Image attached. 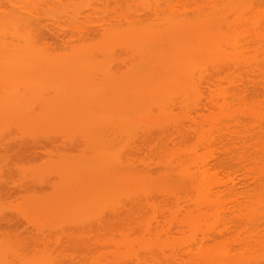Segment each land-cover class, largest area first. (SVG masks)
<instances>
[{"label": "bare ground", "instance_id": "bare-ground-1", "mask_svg": "<svg viewBox=\"0 0 264 264\" xmlns=\"http://www.w3.org/2000/svg\"><path fill=\"white\" fill-rule=\"evenodd\" d=\"M3 1L4 0H0L1 3H3ZM38 1H39L38 2L39 4H41L43 2V0H42V2H40L41 0H38ZM46 1L49 4L50 0H44L43 4H46ZM51 1H54V0H51ZM66 1L69 2L70 0H66ZM71 1H75V0H71ZM76 1H78V0H76ZM83 1L85 2V0H83ZM87 1L88 0H86V3H87ZM99 1L105 2V3L102 2V4H109L108 2L112 1V0H99ZM123 1H125V0H123ZM123 1L121 0V2H120V0H117V2H116V0H115L116 4L119 2L120 3L119 5H121V7L124 6V8H125L123 10L125 12H122L123 15L121 14L122 21H121V19L120 20L118 19L119 20L118 24L116 23L117 25H115L114 27L111 25V27L109 26V28L107 25H105V22L103 21L104 25L109 30H105V31L103 30V32H100L102 34H99L98 30L96 31L95 29H93L94 31L92 33H91V31L88 32L87 30H85L84 31L85 34H82L83 29H84L82 27L83 23H80L81 28H80V26L77 28L75 25H72V26L76 27L77 32H80V31L82 32L81 34L77 35L78 37L79 36H81V38L85 37L88 40L84 41L85 44L81 45V47H79V46H78L79 48L75 47L77 49L73 50L74 53H72L71 56H73V55L75 56L77 54L76 58H78L81 56L85 57V55L87 57V55L90 54L89 56L91 57L93 52H95V53L98 52L97 54H94L91 57V58H93L92 61H91V59L89 61L87 59L88 57L87 58L81 57V58L85 59L84 61L81 58H79V60L76 59L75 57L74 58L77 61H81L82 63H84L85 61H87V62L89 61V62H91L90 64L93 63L94 66L99 65L100 68L102 66L103 68L101 70H104V69L106 70L108 68L107 71H105V70H104L105 72L103 71L104 73L102 71L101 72L104 75L106 73L108 78L110 77L109 79H112V80H110L112 92H113L112 95L115 94L114 95L115 98L114 97H113V99L111 98L112 101H114V99H117L116 96H119L118 95L119 92L120 93L123 92L121 94L120 99L125 101V103H126V100H125L126 97L127 98L130 97V99L133 98L132 99L133 101L131 100L132 103L134 102L133 105H135V103L138 102L137 99L142 98L143 100L141 99L142 101L140 100L141 102L140 101L138 102L140 104L142 103L141 104L142 108L139 106H136V105H138V103H136V105L134 106L137 109L140 108L139 111L141 114H139V115L142 117V119L136 115L137 112H130L127 104L122 105L120 107L119 103L118 104L115 103L116 105H118V106H115L116 108L109 107L107 105V103H105V102L107 100H111V99L105 100V98H107V97H105V98L103 97V100H105V102H103V103L100 102V101H103L102 96H101V92H103V91H101L102 88H101V90H99V89L101 86L103 87V86H108V85L105 84L106 81H103L104 79H102V77L97 76L98 72H93L95 69L93 71L90 70V72H89V69L87 67L85 69H84V67H81L80 71L78 72L79 67L78 68L76 67L78 65H75V66L71 65L70 66L71 69H70V67H67L68 63L66 60L69 58V56H68V58L65 57L66 59L63 58L64 57L63 56L62 58L65 61L60 60L61 61L60 63H64V64L63 65L62 64L61 65L56 64L55 66H54V64H52V66H54V70H53L52 66L50 64H51V62L54 63L56 60L54 62L52 59H51V61H48L49 58H52V57H48V56H46L47 58H45L48 60L44 59V57H45L44 54L46 55V53L49 52V50H47V51L40 50L42 52L45 51V53L43 52V54L40 53V51L34 52V54L35 53L40 54L39 56L43 55L44 60L42 58L40 59V57L38 58V55H36V57H35L36 59L31 57L33 55V53H30V52L33 51L34 46H35L34 42L30 43V41H32L31 37L33 36V38L37 39L36 36H38L41 33L39 31L41 26H42V30L43 29L46 30V27L44 28V26L46 24L44 25L43 21H40V20H42V18H40V19L36 18L37 20H39V22H41L39 24V22H37V20H35V21L32 20L33 16L32 17L29 16L30 18L27 17V15L32 12L30 10H29L30 12H28V14L25 17H22L20 15L19 16L14 15V14H18L17 11L12 14V12L10 10L14 11L15 9H13V8L18 9V6H16L18 4V2H16V1L13 2V0H11L9 2L10 8L12 7L9 10V12L5 10V9H7V6H9L6 4L7 2L5 3V1H4V4H5L4 8L5 9H3L4 11L3 10L0 11V14L8 12L7 14H5V16L3 14V17H5V18L3 19V17H1L2 19L0 20V48L5 49V50H7L8 48L9 49L13 48L12 50H14V53H15L14 47L18 48V46H20L19 44H22V42L25 43L26 45H24V44H22V45L24 47H26L27 49H25V50H24V48L20 49V47H19L18 49L22 50V51L24 50V52L20 51L18 55L19 56L25 55V58H26V56H27L26 54L28 53V57H31V59H34V60H30L28 58H27L28 59L27 60V59L23 58L26 60V63L24 64V67H23V63L25 62V60L22 59V61H24L21 64L22 68L24 69L26 67L25 69H29L30 67H32L31 70L32 71L34 70V73H32V74H35V73L38 74L39 73L38 75H40L39 77H41L42 76L40 74V71L42 70L41 67H43V70H44V68L47 69V67H48L47 71H49V68L51 66L50 70L51 69L53 70L51 74H53V72H54V75H51V74L50 75L53 77L57 76L56 77L57 82L54 79L55 77L50 78V79L54 80V83H57L58 85H60V87L62 86L61 88H63V89L65 88L64 91L67 90L69 96H67V94L64 91H61V93L63 92L62 93L63 97H62V95H59L61 88L58 87V89H56L57 87L54 85V83H52L53 84L52 85L51 83L47 84L45 82L44 83L45 85L42 86L41 84H43V83H41L40 84L41 86H40L39 84H37L38 82H36V78H37V81L42 82V80L39 79L38 75L34 76L32 74H30L31 76L29 75V77H28V78H32L31 82H29L28 79L26 78L27 82H25V83L29 82V84L22 83V84H24L23 86L26 85L25 86L26 89H24V87H23L22 91H24V90L27 91V92L24 91L22 93H28L30 90H33V92H34V90H35L34 87H36L37 90H38V88H40L39 91L41 90V94H42V91H44V95H45L44 87L46 86L48 88L45 87V89H48V92H50V93L53 92L52 94H54L56 91L59 90L58 96H61L62 98L61 97L57 98V103L60 104L61 102H58V100L63 101L64 98L66 100L67 99L70 100L73 97V95L74 96L78 95V94L82 95L84 93L83 89L85 90V94L87 92H89L88 91L89 89L92 91L93 88L95 91H97V90H98V92L101 91L98 93V95L100 94V97L95 96V98L93 97V99L90 98L86 94L87 98H88L87 100L90 99L88 102L91 104H92V102H94L93 103L94 105L92 104V106L88 103H85L87 101L86 98L85 99L82 98V96L85 97L84 96L85 94H83L80 97L81 102L78 103L79 105H77V103H76L78 101L74 100V102H72L73 100L72 101L70 100V102H69L67 100L68 104L74 103V105L77 106V107H75L77 109L74 108L73 104H69L70 106H67V107L65 106L66 108H62V109H61V107H59L60 105L58 107L53 106V105H55L54 103H55L56 99H53L55 97L52 94L50 95L51 97H49V95H47L48 92L46 91L47 92L46 93L47 96L45 95L46 99H48V97H49L50 100H52V99L54 100L53 103H49V105L52 106V107H49V110H48L49 105L45 104L46 105L45 107H47L45 109H47V111H49V114L46 111L48 116H46V114L43 115L44 114L43 112H42L43 114L39 113V114H37V116L33 115V113H31V115H30V117L32 115L35 117H38V115H39V117H42V118L46 117L47 121L51 119V120H53L51 122L52 123L54 122V125H56L57 127H61V125L68 127L69 123H70V125H71V123H74V124L77 123L76 125H79V127H80L81 119L83 120L84 117H86L84 119V121L86 120L85 122L88 123L89 119H90L89 123L92 122L91 125L89 123H88L89 125L86 123L85 124L86 127L83 126L87 129H82V127H80V129L82 131L85 130V132L83 131V137L88 135L90 142H92V141L94 142L93 148H95V150H94L95 152L93 150H91V151H93V154L91 153V155H89V157L87 159L84 157L85 160H82V162H84V161L87 162L89 159V161H88V162H90L89 166H88V162H87V168L85 166L86 162H84V164H82L80 162L79 165L82 164L81 165L83 167L82 168L81 166L77 165L78 164L77 162H75L77 165L76 166L77 170H76L73 167V166H75V163L70 162L71 166L68 164L70 166V168H65L66 170L64 169V167L59 168V169L64 170V171L61 170V171H63L62 172L63 175H64V172L66 173L65 174L66 177H65V175L63 176L66 180L62 176H60V177L66 183L70 182L69 188L71 186H72V188L73 187L79 188L82 185L80 190L83 189L84 194L80 196V194L78 193V192H80V190L78 192L76 191V193H78V194H76V193H74L75 191H73L75 188H73V190H72V188L67 189V187H66L65 190H70V191H68L69 194L67 193L69 195L68 196L69 198L67 197V195H65L66 193H64L63 191L62 192L64 193V195L63 194L62 195L60 194V195L63 196L68 201H69V199H71V200L74 199V201L76 203L72 200L73 206H71L72 208L70 207V209L71 210L74 209L76 211H77L76 208H79L80 206L85 207V205L87 204L86 202L88 201V198L84 197L85 195L87 197L90 196L89 200H91L92 202H95V201L98 202L97 199L101 200L100 197L101 198L104 197L102 199H105V198L109 199V197H111V196L118 197L119 195L122 196L123 194L125 195L126 193H128V195H129V193L131 191V193H130L131 197L129 196V198L132 200L134 199V202H136L135 197H137V199L140 200V201L137 200L138 202H136L139 204L137 207L139 208L140 204L145 205V204L149 203L150 205H147V206H149V207L151 206L150 210L154 206V204L156 205V202H158V201H159V203L161 201H162L161 203L166 202V203H164V206H165L166 210L168 209L167 213H169L168 215L170 217L166 221H164V223H162L160 221H158L157 223H154V221H150V219H149L148 222L145 223L146 225L142 224L141 227L139 226V224L137 225L138 228H142L144 225L143 232L145 230L147 232V233L145 232L146 234H148V233L155 234V236H153L155 238L154 241L150 240V241H147L148 243L146 241H145V243L144 242L139 243L140 244L139 248L141 250L143 249L144 252L146 251L145 252L146 254H148L147 252H150V251L156 252L157 254L160 253V250H161L160 248H162L163 243H164L161 240V235L162 234L164 235L166 232V233H168V235L170 237H172V239H171L172 241L170 239H169L170 241L168 240L170 242V245H167V243L165 242L166 247L168 248V246L170 247L173 245V249H171V250H173L172 251L173 253L171 254V256L168 255L167 257L166 256H163V257H165V259L172 260L175 263L176 262H178V263L184 262V264H264V10H263L264 9V0H128V1H125L128 4L122 3ZM32 2H33V0H32ZM36 2H37V0H36ZM36 2H35V4H36ZM59 2L61 4L64 1L63 2L59 1ZM115 2H114V5H115ZM129 2H131V4H130L131 6H129ZM81 3H79V5ZM54 4H56V1L53 2V7L55 6L57 8V4L56 5H54ZM82 5L83 6H81V7L79 6V8L76 9V11H74V12H73V10L71 11V13H74V16L77 17V20L79 19L78 17L83 15L81 13L84 11L81 8L84 9L85 6H87L86 4L84 6V3H82ZM119 5H118V7H119ZM140 5H141V7H140ZM0 6L3 8L4 5L1 4ZM92 6H94V5H92ZM92 6H90V7H92ZM136 6L137 7L139 6L138 7L139 9ZM34 7L35 8H33L32 10L38 8L39 6L38 7L34 6ZM88 7L86 9H88ZM95 7H97V6H95ZM115 7H116V5H115ZM118 7H117V9H118ZM128 7H130V10ZM135 7L138 10H136ZM40 9L38 12H40ZM72 9H74V8H72ZM140 9H142L144 11H142ZM36 10H38V9H36ZM89 10H90V8H89ZM146 10L149 12V14ZM149 10H151V11H149ZM67 11H69V10H67ZM67 11H65L66 13H63V14L64 15L67 14V16H68L70 12H67ZM91 11H93V7H92ZM95 11L97 12V9ZM134 11L136 12L137 15H135V13H133ZM33 12L36 13V11H33ZM38 12H37V14H38ZM62 12H64V9L62 10ZM130 12H132V13H130ZM144 12H146V13H144ZM141 13L144 14L143 16L146 17V19L148 21L153 18L151 24L145 23L146 19H144L143 17H141L142 19L140 18V16H142ZM150 13L151 14L154 13V15L153 14L151 15ZM39 14L40 15H38V16H41V13H39ZM56 14L57 15H55V13H54L55 16L51 15V17L49 15V18H47V21H48V19H52V21H53V19H55L54 21L61 22L62 19L59 17V14L58 13H56ZM77 14H80V16H78ZM86 14H87V12H86ZM115 14H117V12ZM148 15L151 18H149ZM13 16H15V17H13ZM53 16H54V18H53ZM74 16H72V17H74ZM89 17H91V15ZM123 17L125 18V20H127L125 22V23H127L126 25L123 24V22L125 21ZM109 18H113V17H109ZM44 19H45V17H43V20ZM59 19H61V20H59ZM84 19H83V21H84ZM93 19H95V18H93ZM93 19H90V20L93 22ZM139 19H141V21H138ZM66 20H67V18H66ZM90 20H88V22ZM143 20H144V22H143ZM54 21H53V23H56ZM91 21H90V23H92ZM98 21H100V20H98ZM115 21H116V19H115ZM66 22H65V24H66ZM69 22H71V21L69 20ZM107 22H106V24H107ZM53 23H52V25H53ZM93 23H95V20ZM109 23H110V21H109ZM35 24H36V26L38 25L37 27H39L41 24H43L44 26L41 25L40 28L37 29V27L36 28L34 27ZM21 25L23 27L25 26V28L27 27L26 29H24L25 32L23 34L21 33V31H22ZM32 25L34 27L33 29H35L38 32H32V31L28 32L30 30H33ZM61 25L62 24H60V27H62ZM67 26H69V25H67ZM84 26H87V25H84ZM88 26H89V24H88ZM101 26H102V24H101ZM123 26L124 27L127 26V27L124 28ZM28 28L29 29L31 28V29L26 31ZM95 28H97V27H95ZM59 29H62V28H59ZM66 29L68 30L69 28L66 27L65 30H63V32H66ZM98 29H99V26H98ZM35 30H33V31H35ZM56 30H58V29H56ZM90 30H92V28H90ZM48 31H49V28H48ZM60 31H62V30H60ZM75 31L76 30H74V32ZM86 31H87V33H86ZM26 32H28V33H26ZM63 32H61V33L57 32V34L55 32H53V33L56 34V37L61 38V40L64 37L63 41L64 40L66 41V39H67L64 36L65 34H66V36L68 35V37L70 38V36L71 37L73 36L72 33H74V32H72V33L70 32L72 34V35H70L67 33L64 34ZM33 33L34 34L39 33V34L34 35ZM45 33L46 32L44 31V33H43L44 36H47ZM97 33L99 35H102V39L101 38L98 39L96 37L98 35ZM30 35H31V37H30L31 40H29ZM41 36H43V35H41ZM93 36H95L96 38ZM9 38H11L10 42H9ZM90 38H93L92 40L98 39L100 41L98 43H97V41L95 43H89L92 41V40L89 41ZM40 39H42V38H40ZM73 40H76V39H73ZM83 40H85V39H83ZM67 41H69V40L67 39ZM19 42H21V43H19ZM39 42H38V44H39ZM86 42H88V43H86ZM75 43H77V42H75ZM78 43H80V42H78ZM9 44L12 46H10ZM17 44H18V46H17ZM68 44H70V43H68ZM43 45H46V44H43ZM38 47H40V46H38ZM35 48H37V47L35 46ZM5 50L3 51L2 54H4V52H6ZM27 50H29L30 52H28ZM36 50H39V48ZM70 51H72V50H70ZM16 52H18V51H16ZM80 52H82V53H80ZM109 52L111 54L115 53L114 55L110 54L112 57L113 56L115 57L114 61L118 60V57L120 56L119 54H121V52H122V54L127 55V56L124 55L123 57L124 58L127 57L128 60L130 59V62H131V64H130L131 68L130 69L131 70L127 69L130 67L128 60H127V62H125L128 65H125V66H129V67H126V69H125V66H123V65L122 66L120 65V66L122 68L124 67V69L126 71V72H124V70H123V73L126 74L128 71V74H127L128 77L123 75L122 70H121L122 68L120 66L119 67L121 69L119 67H115L116 69H113L112 67H114V66H111V65L103 66L104 63H108L109 57L106 59H103V61L100 59L95 60L96 55L99 58L100 56H102V53H103V54H105L103 56L107 57L106 53L109 54ZM130 52H131V54H130ZM11 53H13V51ZM78 53H80V55L81 54L82 55L80 56ZM99 53H100V55H99ZM128 53H129V55H128ZM15 54L12 56L17 55V54L15 55ZM8 55H9V53H8ZM110 55H108V56H110ZM131 55H133V56H131ZM16 57H15V60L17 58H18V60H21L19 57H17V58ZM121 57H122V55H121ZM4 61H7V60H4ZM95 61H97V62L102 61L104 63H103V65H101L100 63L96 64L97 62L95 63ZM119 61L122 63L126 60L125 59L122 60L120 58ZM18 62L19 61H17V63ZM27 62H29L31 64V66H29L28 65L29 63H27ZM8 63H6L7 66L9 65ZM36 63H39L40 65L38 64L39 65L38 66ZM57 63H59V62L57 61ZM1 64H2V62H1ZM6 64H4V65H6ZM11 64L13 65V63H11ZM17 65H20V64H17ZM1 66H3V65H0V72L2 74V72L5 73L4 71H7V70H5V67L6 68H8V67L5 66V67L1 68ZM61 66L64 67V69L62 68V70H60L59 68H61ZM17 67H19V66H17ZM34 67H37L38 70L35 69ZM56 67H59V68H56ZM74 67H75V69H74ZM99 67H95V68H99ZM39 68H40V71H39ZM111 68L113 70H111ZM119 69L121 70V72H120V74L117 72L118 74L116 73L117 74L116 75L115 72ZM2 70H4V71H2ZM18 70H22V69L21 68L15 69V71H17V72L15 73V71H14V75H13V73L8 74L10 72L9 71V72H7V74L5 73L4 75L0 76V81H1L0 85L2 84V86H0V87H2L3 89L5 86H7V88L12 87L11 85H13L14 84L13 82H15L12 80L16 79L14 76L19 74ZM35 70H37V72H35ZM86 70H87V72L85 73ZM70 71H72L73 74L75 72V75H71L72 73ZM110 71L111 72L114 71V73L111 75ZM129 71H132V73ZM107 72L109 75L107 74ZM80 73H81V75H79ZM57 74H60V75H57ZM76 74H77V77H76ZM6 75L7 76L9 75L10 78L6 77ZM119 75H122V76H119ZM27 76H28V73H27ZM111 76H114V77H111ZM123 76H124V78H123ZM4 77L9 78V79L7 80ZM33 77L34 78L36 77V78L34 79ZM92 77L93 78H99L100 77L99 79H101V80L99 81V79H98L96 81V79H93ZM133 77H135V79H133ZM1 78H4V79H1ZM77 78H79L80 80ZM84 78H87V79L85 80ZM118 78H120V79H118ZM122 78L124 80H126V79H131L132 81L135 80L133 82L136 83V86L130 85V88H129L130 83L129 84L127 83V87H126V85H123V86L120 85L121 87L119 86L120 88L117 89L118 88V85L116 84V83H118L117 80H121ZM33 79H34V82H33ZM74 79H76V80H74ZM139 79H140V81H139ZM20 80L21 79H19V82H20ZM46 80H48V79H46ZM77 80H79L78 81L79 83L76 82ZM97 82H99V84ZM125 82L126 81H124V83ZM10 83H11V85H9ZM19 85L17 83V86H16L17 88H15V89L19 90ZM69 85H71V86L68 87ZM81 85L83 86V88ZM95 85H96V87H95ZM67 87H68V89H67ZM73 87L75 88V90ZM122 87H123L124 91H122V89H121ZM135 87H137V88H135ZM12 88H14V87H12ZM27 88H30V89L27 90ZM6 89H4V90L6 91ZM51 89L53 91H49ZM136 89H138V91H137L138 94L134 93V92H136ZM7 90H8L7 93L10 92L9 94L12 95L11 91H10L11 89H7ZM18 90H15V91H18ZM12 92H14V91H12ZM20 92H21V89L16 94H18V93L20 94ZM70 92L71 93L73 92V94L71 95L72 97L70 96V94H71ZM77 92H79V93H77ZM104 92L102 94H104ZM124 92H127L125 94H127L128 96L125 95ZM29 93L31 96L33 95V94H31L32 92H29ZM94 93H92V94H94ZM95 94H97V93H95ZM133 94H134V96H133ZM6 95H7V98H6V100H7V99H9V97H8V94H6ZM14 95H15V92H14L13 96ZM34 95H36V94H34ZM80 95H78V96H80ZM112 95L110 97H112ZM123 95H124V97H122ZM2 96H4V95H2ZM23 96L24 95L20 94L19 96H17V98H20L22 101H25L26 97H23ZM31 96H29V97H31ZM37 96L39 97L40 95H37ZM33 97L36 98L35 96H33ZM42 97H43V94H42ZM11 98H13V97H11ZM100 98H101V100H98ZM135 98H137V99L135 100ZM39 99L41 100L40 97H39ZM29 100H30V98H29ZM92 100H94V101H92ZM9 101L12 104H10V102H9L10 105H8L7 102L2 101L3 105H8L9 107L8 106L4 107L0 102V112H1L0 116H1V118L6 116L8 108H10V110H13L12 109L13 106L17 102H21V101L16 100L17 102L14 101L15 102V104H14L11 100H9ZM67 101H66V103H67ZM99 102H100V104H98ZM108 102H110V101H108ZM66 103H64V104H66ZM81 103H84L86 107H84L83 105H82L83 107H80ZM113 103L114 102H112L111 104H113ZM64 104H62V107ZM96 104L99 105V108H98V105H96ZM105 105L108 106V107L106 106L107 108H113V110L117 109L116 110L117 113L118 112L120 113V111H121V115H122V112L124 111V115L128 114L127 115L128 117L127 116L122 117L123 116L122 115L121 117L125 118V121H123V119L120 117L122 119V120L119 119L121 122V125H120L119 123H117L118 121H114L116 118L115 116L117 115L116 112L114 113V117H112L113 115L112 116H110V115H111V112L113 110L112 111L107 110V108L105 107L106 109L103 108L105 111H103V112L101 111L103 109H100V107L101 106L104 107ZM1 106H3V108L6 109L7 111L5 112L4 109H1L2 108ZM10 106H12V107H10ZM71 106H73V107H71ZM88 106H91L90 109L94 106L97 107L99 109L98 110L96 108L97 114L95 113L94 110H90ZM113 106H114V104H113ZM78 107H80V108H78ZM50 108L53 109L54 111L50 110ZM55 108H57L58 110H56ZM120 108L121 109L123 108V110H121ZM70 109H72V110H70ZM80 109L81 110L85 109V110L80 111ZM88 109L90 110V113L92 112V114H94L93 116H92V114L91 115L89 114ZM127 109L129 112L127 111ZM59 110H61V112H63V113L59 112ZM118 110H120V111H118ZM43 111H45V110H43ZM100 112L102 114H98ZM108 112H110V113H108ZM79 113H82V115ZM83 113H88V114L86 116V114H83ZM104 113H106V114H104ZM119 113H118V116H120ZM131 113L134 115V117L136 115L137 119L132 118L133 115ZM17 114H20V113H17ZM103 114H104V116H103ZM129 114L132 116L130 117ZM21 115L22 114H20V116ZM99 115L100 116L102 115L103 118H101ZM80 117H81V119H80ZM87 117H89V118H87ZM110 117H111V119H110ZM46 118H44V120ZM113 118H114V120H113ZM127 118H128V120H127ZM67 119H68V122H67ZM131 119H132V121H131ZM133 119H135V120H133ZM73 120H74V122H73ZM92 120H95V121H92ZM146 120H147L146 124L148 123V125L144 124ZM77 121H79V122H77ZM106 121H109L110 122L109 126L113 127L114 129L105 125V124H109ZM63 122H65L66 124H64ZM112 122H114L113 125L111 124ZM129 122L131 124L136 123V125H137V123L140 122V126L138 125V127L134 128L135 124H133V126H132L129 124ZM57 123L58 124L61 123V124L57 125ZM123 123H125V124H123ZM101 124H103V125H101ZM114 124H115V126H114ZM125 125H126V127H125ZM127 125H130L131 127L129 128V126H127ZM102 126H103V128H101ZM116 126H119V127H116ZM71 127H73V126H71ZM107 127H109L112 130H115V129L117 130V128L120 130H123L121 127H124L125 129L127 128L126 131H127V133L129 132L130 134L126 135V133H122L125 130H123L119 133H122L123 136L126 135L125 137H127L129 135L133 139L134 138L140 139V137H138V136H140V135H138V133H140L139 131L141 130V133L144 134V132L147 130L146 134H144V135L142 134L143 135L142 139L144 141H147L148 139H150L151 137H154V136H156V139H159L161 136H163V137H161L163 140H161V138L159 139L161 141V144H162L161 148H163V151L165 150V148L167 146L166 143L169 141L168 142L169 144H172V142H173V146L171 145V147H174V148L176 147V150L178 152L176 151L177 153H175V155L171 154V156H173L172 158L170 156V159L171 160L173 159L172 161L170 160L167 163L165 160L164 162L166 164L163 163L165 165L162 166L163 164L161 163L162 165H159L158 170L155 169L156 171H154V172H153V169L150 168L151 164H147V162H146L147 158L143 157L142 160L140 159L139 163H141L142 167L145 166V167H143V173L144 174L142 176L139 175L140 177H137V180H136L134 174L131 176V171H134V170H132L134 163L131 162L128 158H127L128 160L126 158L122 159L123 158V156H122L123 151L121 152V150H119L118 152H120V154H118V155L115 152L113 153V155H112V153H110L111 156L109 153H108L109 156L106 155V153H105L106 149L109 148V145L112 144L111 143L112 141H114L113 144L115 143L114 145L112 144L114 146L113 148L117 149L118 146L121 145V143H117V142H119V140H117V139H116L117 141L114 140V138L116 136H118V134L115 135L116 133H118V131L114 132L115 133L114 134L113 131L110 130V131H112V133L110 134L109 130L104 131L105 128L109 129ZM27 128H25V129L28 130ZM131 128L134 130H130ZM136 128L138 130H136ZM145 128H146V130H145ZM71 131H72V129H71ZM107 131H109V132H107ZM134 131H138V133L136 134ZM32 132H34V131H32ZM101 132L102 133L106 132V133L110 134V135H108V134L104 133L105 135L108 136L107 137L108 142L103 143L104 141H106L105 139H103V138H105L104 137L105 135L104 136L100 135V136H103L102 138H100V139H102V141L99 139L101 144H99V141H97L98 143H95V141H94L95 139L93 140L91 135L92 134L98 135ZM55 133H57V132H55ZM44 134H46V133H44ZM150 134L151 135L153 134V135L150 136ZM155 134H158V136ZM130 137L127 138L128 141H129V139H131ZM86 138L88 140V137H86ZM86 138H83V139L86 140ZM111 138H113V139H111ZM109 140H112V141H109ZM134 140L136 141V139H134ZM142 141H141V144L146 145V142H145V144H143L144 142H142ZM37 142L38 141L35 140V143H37ZM86 142H85V144H86ZM35 143H33V141H32V144H35ZM38 143H40V142H38ZM54 143H55V141H54ZM125 143H128V142H125ZM13 144H15V143H13ZM87 144H89V142H87ZM95 144L96 145L99 144V145H97L99 147H97ZM116 144L118 146H116ZM29 145H31V144H29ZM90 145H92V144L90 143ZM131 145H129V146H131ZM1 146H2V144L0 145V152L4 151V153L0 154V157L2 155H3L2 157H5V154L8 155L6 149H9L10 147L8 146L9 148H7V147L3 146V149H2ZM14 146H16V145H14ZM87 147H89V150H90V148L92 146L91 147L87 146ZM104 147H106V148L104 149ZM93 148H91V149H93ZM101 149H103V150H101ZM171 149H173V148H171ZM1 150H3V151H1ZM9 150L12 151L13 149H9ZM109 150H111V149H109ZM111 152H112V150H111ZM13 153H14V151H13ZM21 153H20V155H21ZM172 153H174L173 150H172ZM10 154L12 155V152ZM14 154H16V153H14ZM32 154L35 155V151L31 152V155ZM51 154H53V153H51ZM114 154H116V155H114ZM37 156L35 155V158ZM90 156H92L93 158H91ZM29 157H31V156H29ZM90 158L92 159L91 160L92 162L90 161ZM0 160H2V159H0ZM20 160L21 159H19V161ZM126 160L130 161V162H127ZM144 160H146V161H144ZM2 162H3V160H2ZM94 163H96L95 165H97V167L94 166ZM0 164H4V163H0ZM5 164H4V166H5ZM72 164H73V166H72ZM91 165H92V167H91ZM10 166L11 165H9V167ZM69 166H67V167H69ZM60 167H62V166H60ZM88 168H90V169H88ZM95 168L103 176H98L97 175L98 173L96 172L97 173L96 174L94 172ZM160 168H162V169H160ZM68 169H70V170H68ZM2 170H4V169H2ZM86 170L88 171V173L86 172ZM89 170L91 172H89ZM92 171H93V175L95 173L98 177L95 175L94 177H92L94 179H91V178L89 179V177L92 176L91 175ZM78 172H79V174H78ZM73 173H76V174L74 175ZM133 173H135V171ZM69 174H70V176H69ZM128 174L132 178L134 177V180H136L138 182L137 183L135 181L133 182L132 178ZM11 178H13V177H11ZM98 178H99V180H97ZM74 179H77V181H75ZM3 180H5V179H3ZM71 180H73V181H71ZM78 180H80V182L83 181V184L81 183L80 186H77L80 183V182L78 183ZM92 180H94V181H92ZM123 180H125V181L122 183ZM63 181H61V182H63ZM65 182H63V184H62L63 185L62 190H64L63 187H65L64 186V184H66ZM73 182H75V184L76 183H78V184L75 186V184H73ZM96 182L99 184H96ZM125 182H126V184H125ZM129 182H131V183H129ZM84 183L86 185H84ZM99 185H101V186H99ZM129 186H130V188L137 187L136 191L138 192V194L134 192V194H135L134 195L132 193L133 189L128 191L130 189V188H128ZM85 187L87 189H88V187H90V188L88 190H86ZM78 188H76L75 190H77ZM92 191H93V193H92ZM124 191L126 193H124ZM71 192L76 194L75 197H73L74 194H72ZM88 192H90V193H88ZM70 194L72 195V197H70ZM116 195H118V196H116ZM132 196H134V197L132 198ZM63 197H60V199ZM78 197L80 199L82 198L83 200L82 199H81L82 201L79 200ZM94 197H95V200H94ZM84 198L86 199V201ZM152 198H154V199L157 198L158 201L155 202V200H153ZM39 200H41V199H39ZM76 200L78 201V203ZM105 200H107V199H105ZM150 200H152V203L149 202ZM69 202H71V201H69ZM83 203H84V205H83ZM75 204L76 205L79 204L78 207H76ZM89 204H87V205H89ZM93 205H95V204L93 203ZM65 206L67 207L68 204L66 203ZM66 207H65V209H66ZM143 207L144 206L142 205L141 209L139 208L138 211L144 212ZM38 208L39 207H37V208L33 207V209H35V210H38ZM60 208L61 207H59L57 210H60ZM62 209H63V211L60 210L61 212L65 211V213H67L66 211H69V208L67 210H64V208H62ZM153 210H154V208H153ZM153 210H151V211H153ZM154 211H156V209ZM159 212H163V211H159ZM145 214H147V213H145ZM141 215L143 216L144 213L139 214V219H138L139 221H140ZM164 215H166V212L161 216L163 217ZM145 216H148V215H145ZM145 216H143V218H145ZM96 217H98V216H96ZM93 218H95V217H93ZM154 219H156V218L154 217ZM138 220L137 221L135 220L136 221L135 224H137ZM144 221H146V220H144ZM155 221H157V220H155ZM128 224L131 225L132 223H128ZM113 226H114V224H113ZM132 226H134V225H132ZM150 234H149V236H152ZM171 234L175 235V236H172ZM158 235H160V236H158ZM168 235H166V237H168ZM158 237H159V240H156ZM173 240H174V242H173ZM3 241H5V240H3ZM151 241H152V243H151ZM157 241L159 244L157 243ZM4 243H5V246L4 245L0 246V252L2 251L3 247H7V249L3 248L5 250L2 251V253H1L2 255H4V252L6 253L4 256L5 262L3 263V264H6L7 262L10 263L12 258L14 259L15 257H18V256L13 255L14 254V252H12L13 247H11L10 243L8 244V242H6V241ZM7 244L10 245L9 246L10 248L8 247ZM121 244H122V242H121ZM123 244L126 245L127 241L124 242V240H123ZM129 244H131V243L129 242L128 245ZM131 246H132V244H131ZM135 247H134V249H135ZM157 247L160 250L156 249ZM8 248H9V250H8ZM131 248H132L131 251H133L132 254H134L135 250L133 249V247H131ZM35 249H37V248H35ZM171 250H170V252H171ZM36 252H38V251L36 250ZM26 253L22 254L20 252H17V254H20V256L18 257L20 259L19 261L21 262L20 264H27V263L31 264L32 261H33L32 264H34L35 261H38L37 263L35 262V264H40L39 262H41V261L43 262V263L41 262V264H44L45 262H48V261L50 264L52 261V258H53L51 256H44L42 254H39V255H42L43 257L40 258V256H37L39 258H38V260H35V258H37V257L34 256V259H33L31 256H27ZM125 253H126V255L131 254V253H129L128 250L126 251V248H125ZM143 253H142V255H144ZM10 254H12V255H10ZM162 254H163V252H162ZM134 255H138V254H134ZM25 256H26V258H25ZM23 257L25 259H27V257H28L29 259H27V261H26V260H24ZM30 257L32 259H30ZM144 257H151L152 259H155V257L158 258L160 256H144ZM49 258H51V260ZM9 259H10V261H9ZM42 259H44L45 261H43ZM21 260L23 261V263ZM24 261L26 263H24ZM29 261H30V263H29ZM55 261L56 260H54V262ZM1 262H0V264H1ZM14 262L17 263L15 259L13 260L12 263H14Z\"/></svg>", "mask_w": 264, "mask_h": 264}, {"label": "rangeland", "instance_id": "rangeland-1", "mask_svg": "<svg viewBox=\"0 0 264 264\" xmlns=\"http://www.w3.org/2000/svg\"><path fill=\"white\" fill-rule=\"evenodd\" d=\"M5 1V3L7 4V5H9V2L11 1V0H4ZM4 1H3V3H1L0 2V5L2 4V5H4L3 6V8L0 6V11L1 10H3V9H5L4 7H5V4H4ZM18 2V4L16 5V6H18V9H16V8H13V9H15L14 11L13 10H10L11 8H10V5L9 6H7V9H5L6 11H8L9 12V10L12 12V14L14 13V12H16L17 11V13L18 14H14V15H17V16H22V17H25L27 14H28V12H30V11H36V13L35 12H31V13H29L28 15H27V17H29V16H33L32 18V20H37V19H40V18H42V20H40V21H43V23H44V25L43 24H41V25H43L44 26V28L46 27V30L45 29H43L42 30V26H41V28H40V26L39 27H37L36 26V24H35V28L37 27V29H39L40 28V34L38 35V34H34V35H38V36H36L37 37V39H35V38H33V36L31 37V35L29 36V40H31V38H32V41H30V43H32V42H34V45L37 47V48H35V46H34V49H33V51L32 52H30L29 50H27L28 52H30V53H33V55L31 56L32 58H34V59H36L35 57H36V55H38V58L40 57V59L42 58L43 59V57H44V59L45 58H47L46 56H48V57H52V58H49V60L48 59H45V60H48V61H51V59L53 60V62L54 63H52L51 62V66H52V64H54V66L57 64H64V63H60L61 61L60 60H64L63 58H68V56H69V58L68 59H66L67 60V63H68V66L67 67H70L71 65H73V66H75V65H78V66H76L77 68L79 67V69H78V72L80 71V69H81V67H84V69L87 67L88 69H89V72H90V70L91 71H93L94 69V71L93 72H98V74H97V76H100V77H102V79H104L103 81H106V85H108V86H101L100 87V89L99 90H101V88H102V90L101 91H105L104 92V94H102L103 92H101V91H99V92H101V96H102V100H103V97L105 98V97H107V98H105V100L106 99H113V97H114V95H112L113 94V92H112V87H111V83H110V80H112V79H109L108 78V76L106 75V73H105V75L103 74L105 71H107V69L104 71V70H101L103 67L101 66V68L99 67V65H96V64H98V63H100L101 65H103V63L104 62H102L103 61V59H106V58H108V63H104V65L103 66H105V65H111V66H114V67H112L113 69H116L115 67H119L120 65L122 66H125V65H128L127 63H125V62H127V60H128V58L126 57V58H124L123 56L125 55V56H127L126 54H122V52H121V54H119L118 56V60L117 61H114L115 59V57L113 56H111V55H114L115 53H113V54H111L110 52H109V54L108 53H106L107 54V57H104L103 55H105V54H103L102 53V56H100L99 58H98V56L96 55L95 57V60L96 59H100V60H102L101 62H97V61H95V65L96 66H94L93 65V63L92 64H90L91 62H89L90 61V59H91V61H92V59L93 58H91L94 54H97V53H95V52H93V54L91 55V57L89 56L90 54H88L87 55V57H86V55H85V57L89 60L88 62L87 61H85L84 63H82L81 61H77L76 59H78L79 60V58H81V57H83V58H85L84 56H81L80 55V53H82V52H80V53H78L81 57H78V58H76V55L74 56H71V54L72 53H74V51L73 50H75V49H77V48H79V47H81V45H83V44H85V42L84 41H87L88 39L87 38H85V37H82L81 38V36H77V35H79V34H81L82 32L80 31V32H77V29H76V27L78 28L79 26H80V28H81V24L80 23H83L82 24V27L84 28H82L83 29V33L82 34H85V30H87L88 32L89 31H91V33L94 31L93 29H95L96 31L98 30V33L99 34H102V33H100V32H103V30L105 31V30H109V29H107L106 28V26L105 25H107L108 26V28H109V26L111 27V25L114 27L115 25H117L118 24V22H119V20L121 19V14H122V12H125V11H123L125 8H124V6L123 7H121V5H119L120 3L118 2L117 4H116V2H117V0H116V2H115V0H112V1H109L108 3L109 4H102V2H100L99 0H88L87 1V3H86V0H85V2L83 1V0H80L82 3H84V6H85V4L87 5V6H85V10L83 9V8H81L84 12H82L81 14H83L82 16H80V14H77L78 16H80V17H78L79 19L77 20V17H75L74 16V13H71V11L73 10V12L74 11H76V9H78L79 8V6L81 7V6H83L82 5V3L78 0V1H66V0H54V1H51L50 0V2H49V4L47 3V1H46V4H43V2H44V0H43V2H42V0L40 1V2H42L41 4H39L38 2V0H37V2H36V0L34 1L33 0V2H32V0H13V2ZM56 1V4H57V8L55 7H53V2H55ZM59 1H61V2H63V3H61L60 4V2ZM91 1V2H90ZM95 1V2H94ZM99 1V2H98ZM115 2V5H116V7H115V5H114V2ZM123 1V0H122ZM125 1H128V0H125ZM125 1H123L122 3H126V4H128L127 2H125ZM12 2V3H13ZM35 2H36V4H35ZM90 2V3H89ZM95 4H94V3ZM120 2H121V0H120ZM79 3H81L80 5H79ZM89 3V4H88ZM99 5H98V4ZM103 3H105V2H103ZM107 3V2H106ZM111 3V4H110ZM43 4V5H42ZM48 4V5H47ZM56 4H54V5H56ZM64 6H63V5ZM101 4V5H100ZM131 4V2H129V6H131L130 5ZM92 5H94V6H92ZM103 5V6H102ZM113 5V6H112ZM118 5H119V7H118ZM133 5V4H132ZM34 6H36V7H38V8H36V9H38V10H36V9H34V10H32L33 8H35ZM49 6V7H48ZM60 6V7H59ZM89 6V7H88ZM90 6H92L93 7V11H91L92 10V7H90ZM95 6H97V7H95ZM106 6V7H105ZM64 7V8H63ZM66 7V8H65ZM88 7V9H86ZM117 7H118V9H117ZM137 7V6H136ZM136 7H135V9H136ZM139 7V6H138ZM137 7V8H138ZM140 7H141V5H140ZM145 7V6H144ZM41 8V9H40ZM68 8V9H67ZM72 8H74V9H72ZM89 8H90V10H89ZM127 8V7H126ZM129 8V10H130V7H128ZM39 9H40V12H38L39 11ZM64 9V12H62V10ZM80 9V10H81ZM97 9V12L95 11ZM139 9V8H138ZM138 9H136V10H138ZM30 10V11H29ZM42 10V11H41ZM55 13V15H57L56 13H58L59 14V17L62 19V21L61 22H56V21H54L55 19H53V21L54 22H56V23H53V21H52V19H48V21H47V18H49V15H50V17H51V15H54V13L52 12V11ZM67 10H69V11H67ZM89 10V11H88ZM114 10V11H113ZM116 10V11H115ZM119 10V11H118ZM140 10H142V9H140ZM148 10V9H147ZM146 10V11H147ZM264 10V9H263ZM4 11V10H3ZM65 11H67V12H70L69 13V17L67 16V14L66 15H64L63 13H66ZM142 11H144V10H142ZM149 11H151V10H149ZM7 12V13H8ZM37 12H38V14H37ZM48 12V13H47ZM86 12H87V14H86ZM96 12V13H95ZM117 12V14H115ZM121 12V13H120ZM148 12V11H147ZM7 13H3L4 14V16H5V14H7ZM39 13H41V16H38V15H40ZM48 15H47V14ZM51 13V14H50ZM78 13V12H77ZM130 13H132V12H130ZM133 13H135V15H137L136 14V12L134 11ZM144 13H146V12H144ZM3 14H0L1 16H0V20L2 19L1 17H3ZM44 16H43V15ZM72 14V15H71ZM86 14V15H85ZM125 14V13H124ZM148 14H149V12H148ZM151 14V13H150ZM153 15H154V13H152ZM151 14V15H152ZM9 15V14H8ZM54 15V16H55ZM85 15V16H84ZM91 15V17H89ZM118 15V16H117ZM123 15V14H122ZM140 15V14H139ZM141 15L142 16H140V18L141 17H143L144 19H146V17H144L143 15L144 14H142L141 13ZM147 15V14H146ZM10 16V15H9ZM12 16V15H11ZM54 16H53V18H54ZM72 16H74V17H72ZM87 16V17H86ZM116 16V17H115ZM149 16V15H148ZM7 17V16H6ZM13 17H15V16H13ZM35 17V18H34ZM43 17H45V19L43 20ZM58 17V16H57ZM58 17V18H59ZM89 17V18H88ZM109 17H113V18H109ZM115 17V18H114ZM120 17V18H119ZM139 17V16H138ZM5 17H3V19H4ZM30 18V17H29ZM37 18V19H36ZM56 18V17H55ZM66 18H67V20H66ZM85 18V19H84ZM88 18V19H87ZM93 18H95V19H93ZM105 18V19H104ZM124 18V17H123ZM149 18H151L150 16H149ZM156 18V17H155ZM61 19H59V20H61ZM83 19H84V21H83ZM90 19H93V22H94V20H95V23L97 24H95V23H93ZM107 19V20H106ZM113 21H112V20ZM115 19H116V21H115ZM119 19V20H118ZM142 19V18H141ZM141 19H139L138 21H141ZM50 20V21H49ZM67 22H66V21ZM69 20L73 23H71V22H69ZM88 20H90L92 23H90V21L88 22ZM98 20H100V21H98ZM124 20H125V18H124ZM152 20H153V18L152 19H150L149 21L146 19V22L145 23H150L151 24V22H152ZM157 20V19H156ZM48 23H47V22ZM64 21V22H63ZM86 21V22H85ZM98 21V22H97ZM102 21V22H101ZM103 21L105 22V25H104V23H103ZM108 21V22H107ZM109 21H110V23H109ZM121 21H122V19H121ZM127 20H125L124 22H123V24L124 25H126L127 23H125ZM137 21V20H136ZM137 21V22H138ZM37 22H39V20H37ZM65 22H66V24L67 25H69V26H67L66 24H65ZM88 22V23H87ZM106 22H107V24H106ZM143 22H144V20H143ZM142 22V23H143ZM41 22H39V24H40ZM51 23V24H50ZM52 23H53V25H52ZM64 23V24H63ZM70 23V24H69ZM85 23V24H84ZM102 24V26H101V24ZM117 23V24H116ZM122 23V22H121ZM139 23V22H138ZM137 23V24H138ZM38 24V23H37ZM60 24H62L61 26L62 27H60ZM88 24H89V26H88ZM94 24V25H93ZM141 24V23H140ZM144 24V23H143ZM52 25V26H51ZM72 25H75L76 27H74V26H72ZM84 25H87V26H84ZM145 25V24H144ZM147 25V24H146ZM22 26V25H21ZM20 26V27H21ZM51 26V27H50ZM98 26H99V29H98ZM33 27V25H32V29L34 28ZM53 27V28H52ZM69 28L68 30L66 29V32H63V30H65V28ZM95 27H97V28H95ZM124 27V26H123ZM127 27V26H126ZM126 27H124V28H126ZM27 28V27H26ZM25 28V26L23 27H21V33L23 34L24 32H25V30L24 29H26ZM48 28H49V31H48ZM59 28H62V29H59ZM64 28V29H63ZM76 30L75 32H74V30ZM90 28H92V30H90ZM31 29V28H30ZM29 28L26 30V31H28V30H30ZM56 29H58V30H56ZM102 29V30H101ZM111 29V28H110ZM33 30H35V29H33ZM33 30H30V31H28V32H38V31H33ZM56 30V31H55ZM60 30H62V31H60ZM80 30V29H79ZM44 31L46 32L45 34L47 35V36H44ZM68 31V32H67ZM87 31H86V33H87ZM28 32H26V33H28ZM43 32V33H42ZM53 32H55L56 34H57V32H59V33H61V32H63L64 34L65 33H67V34H70V35H72L73 34V36L71 37L70 36V38L68 37V35L66 36V34L64 35L65 36V38H67L69 41H67V39H66V41L64 40L63 41V38H62V40H61V38H58V37H56V34H54ZM72 32H74V33H71ZM53 33V34H52ZM62 33V34H63ZM97 33V34H98ZM96 34V33H95ZM97 35L96 37L99 39V38H101L102 39V35ZM41 35H43V36H41ZM55 35V36H54ZM94 35V34H93ZM27 36V35H26ZM84 36V35H83ZM100 36V37H99ZM31 37V38H30ZM45 37V38H44ZM55 37V38H54ZM93 37H95V36H93ZM95 37V38H96ZM24 38V37H23ZM40 38H42V39H40ZM76 39V40H73V39ZM79 38V39H78ZM35 39V40H34ZM81 39V40H80ZM83 39H85V40H83ZM93 38H90L89 39V41L90 40H92ZM98 39H96V40H92L91 42H89V43H95L96 41H97V43L100 41V40H98ZM10 40H11V38H9V42H10ZM41 40V41H40ZM71 40V41H70ZM8 41V40H7ZM40 41V42H39ZM43 41V42H42ZM47 41V42H46ZM77 42V43H75V42ZM38 42H39V44H38ZM42 42V43H41ZM78 42H80V43H78ZM19 43H21V42H19ZM68 43H70V44H68ZM72 43V44H71ZM86 43H88V42H86ZM11 44V43H10ZM9 44V45H10ZM22 44H24V45H26L25 43H23L22 42ZM22 44H19L20 46H18V44H17V46H18V48L20 47V49H23L24 48V50L25 49H27L26 47H24ZM43 44H46V45H43ZM22 45V46H21ZM32 45V44H31ZM40 46V47H38V46ZM77 45V46H76ZM10 46H12V45H10ZM9 46V47H10ZM14 46V45H13ZM43 46V47H42ZM79 46V47H78ZM22 47V48H21ZM46 47V48H45ZM75 47H77V48H75ZM17 47L15 48L14 47V49H15V53L18 55L19 54V52L20 51H22V50H19ZM39 48V50H36V49H38ZM1 50H0V61L2 62V64H1V62H0V65H3V66H1V68H3V67H5V66H7V64L6 63H8L9 65L7 66L8 68H6L5 67V70H7V71H4V70H2V71H4L6 74H7V72H9L8 74H12L13 73V75H14V71H15V69H17V68H21L22 70H18L19 72V74L18 75H16V76H14L15 78V80H12V81H15V82H13L14 84L13 85H11V83L9 84V85H11L12 87H14V88H12V87H10V88H7V86H5L4 87V89H11L10 91H11V94L12 95H10L9 93H7V89H6V91L2 88V87H0V102H1V104L3 103V102H7V104L8 105H10V104H12L9 100H11L14 104H15V102L14 101H21V102H17L14 106H13V110H10V108H8V111L6 110V109H4L3 108V106L5 107V106H8V105H3V106H1L2 108L1 109H4L5 110V112L7 111V113H6V116H4V117H2L1 118V116H0V143L2 144V149H3V146H5V147H7V148H9V149H13L12 151L11 150H9V149H6V151H7V153H8V155L7 154H5V157H0V159H2L3 160V162H2V160H0V163H6L5 164V166H4V164H0V246H5V241L6 242H8V244L10 243V245H11V247H13L12 249V252H14V254L13 255H17L18 257L20 256V254H17V252H20V253H26L27 254V256H31L33 259H34V256L35 257H37V256H40V258L41 257H43L42 255H44V256H51V257H53L52 258V261H51V263L50 264H184V262H173L172 260H168V259H165V257H163V256H171V254L173 253L172 251L173 250H171V249H173V245L172 246H168V248L166 247V243H167V245H170V240L172 239V237H170L169 235H168V233H166L165 232V234L163 235L162 233V235H161V240H162V242H166L165 244L163 243V246H162V248L164 249H162V248H156V249H158V250H160V253H156V252H147L148 254H146L145 252H144V250L142 251L139 247H140V242H144L145 243V241L147 242V241H150V240H153L154 241V237L153 236H155V234H150V233H148V234H146L147 232L144 230V232H143V227H144V225H143V227L142 228H138V224H139V226L141 227V225L142 224H145L146 222H148V220L150 219V221H154V223H157L158 221H160V222H162V223H164V221H166L170 216L168 215L169 213H167V210H166V208H165V206H164V203H166V202H163V203H159V201L157 200V198L156 199H154V198H152L153 200H155V202L156 201H158V202H156V205L154 204V206L151 208V210H153V208H154V210L156 209V211H151L150 210V207L149 206H147V205H150L149 203L148 204H142L144 207H143V210H144V212L143 211H138L139 210V208L141 209V207H142V205L140 204V207L138 208L137 206L139 205L138 203H136V202H138L137 200H139V199H137V197H135L136 198V202H134V199L132 200V199H130L129 198V196H130V193H131V191L130 190H132V193L134 194V192L135 193H137L138 194V192L136 191L137 189V187H135V188H130V186L128 187V188H130L128 191H130V193H129V195H128V193H126L125 191H124V193H126L125 195L123 194L122 196L121 195H116V196H118V197H114V196H111V197H109V199L108 198H105V199H107V200H105V199H102V198H104V197H100V199L101 200H99V199H97L98 200V202L97 201H95V202H92L91 200H89L90 198V196L89 197H87L86 195L84 196V197H86V198H88V201L86 202L87 204H89V205H85V207H82V206H80L79 208H76V207H78V205L79 204H75L76 205V209H77V211L76 210H74V209H70V207L71 206H73V201H74V199H69V201H71V202H69L68 200H66L63 196H61L62 194L64 195V193H66L65 195H67V197L69 196L68 194H69V192L68 191H70V190H65L66 189V187H67V189L69 188V183L70 182H65V181H63V179L60 177V176H64L66 173L64 172V175H63V169H59V168H63L64 167V169L65 168H70V166H71V164H70V162L71 163H75V162H77L78 164L77 165H79V163L81 162L82 164H84V162H86V161H84V162H82V160H85V158L87 159L88 157H89V155H91V153L93 154V151L95 150V148H93V146H94V142L92 143V142H90V140H89V136L87 135V136H84L83 137V131L85 132V130H81L80 129V127H82V129H87V128H85L86 127V123L87 122H85L84 121V119L86 118V117H84V119L82 120L81 119V117H80V119H81V125H80V127H79V125H76V124H74V123H71V125H70V123H69V126L68 127H65L64 125V127L61 125V127H57L56 125H54V122L52 123L51 121H53V120H48L47 121V118L46 117H44V118H46L45 120H44V118H42V117H39V115H38V117H35V116H37V114H41L42 112L44 113H42L43 115H45L46 114V116H48V114H49V111H47V109H45V108H47V107H45L46 105L45 104H48L49 105V103H53L54 102V100L53 99H56L55 100V105H53V106H55V107H58L59 105V107H61V109L62 108H66L67 106H70L69 104H73L74 105V103H69L68 104V101L70 102V100L72 101V102H74V100L75 101H78V102H76L77 103V105H79L78 103H80L81 101V96L83 95V94H85V90L83 89V91H84V93L82 94V95H80V94H78V95H80V96H78V95H73V97L71 96L72 94H73V92L70 94V96L72 97L70 100L69 99H65L64 98V102L63 101H59L58 100V102H61L60 104H58L57 103V98H59V97H61V96H58V91H54L55 93L54 94H52L53 92H48V89H45V87H44V90H45V95H46V93L48 92V94L47 95H49V97H51L50 95L52 94V95H54V97L55 98H53L52 100H50L49 99V97H48V99H46V97H45V95H44V91H42V94H43V97H42V94H41V90L39 91V89L40 88H38V90L36 89V87H34V92H33V90H30L29 92H32L31 94H33L32 96L30 95V93L28 94V93H22V92H24V91H26V90H24V91H22V88L24 87V89H26V85L25 86H23L24 84H22V83H25V82H27V79H28V81L29 82H31L32 80V78H28L29 77V75L30 74H32V73H34V70L32 71L31 70V68L32 67H30L29 69H23L22 68V66H21V64L24 62V61H22V59L23 58H25V55H23V56H17L15 53H14V50H12L13 48H11V49H7V50H5V49H2V48H0ZM6 51V52H4V54H2L3 53V51ZM13 51V53H11L12 51ZM24 50L22 51V52H24ZM40 50H45V51H47V50H49V52H47L46 53V55L44 54V56L43 55H41V56H39L40 54H38V53H35L34 54V52H36V51H40ZM70 50H72V51H70ZM8 51V52H7ZM11 51V52H10ZM16 51H18V52H16ZM45 51H43L44 53H45ZM43 52L42 51H40V53H42L43 54ZM70 52V53H69ZM118 52V51H117ZM8 53H9V55H8ZM26 53V52H25ZM92 53V52H91ZM16 55L17 57H19L21 60H18V58L16 57V56H12V55ZM51 54V55H50ZM111 54V55H110ZM130 54H131V52H130ZM134 54V53H133ZM4 55V56H3ZM6 55V56H5ZM27 56H26V58L25 59H30V60H34V59H31V57H28V53L26 54ZM99 55H100V53H99ZM108 55H110V56H108ZM121 55H122V57H121ZM128 55H129V53H128ZM34 56V57H33ZM64 56V57H63ZM131 56H133V55H131ZM14 57V58H13ZM15 57L17 58L16 60H15ZM63 57V58H62ZM76 59H75V58ZM117 57V56H116ZM136 57V56H135ZM83 58H81L83 61L85 60V59H83ZM113 60H112V59ZM120 58L123 60V59H125L126 61H124V62H120L119 60H120ZM25 59H23V60H25ZM27 59V60H28ZM43 59V60H44ZM80 59V60H81ZM133 59V58H132ZM3 60V61H2ZM4 60H7V61H4ZM39 60V59H38ZM17 61H19L18 63H17ZM22 61V62H21ZM36 61V60H35ZM57 61L59 62V63H57ZM65 61V60H64ZM99 61V60H98ZM129 61V66H130V64H131V62H130V59L128 60ZM132 61V60H131ZM87 62V63H86ZM119 62V63H118ZM6 64V65H4V64ZM11 63H13V65L11 64ZM20 64V65H17V64ZM26 63V60H25V62L23 63V67H24V64ZM27 63H29V62H27ZM48 63V62H47ZM11 64V65H10ZM33 64V63H32ZM37 65L39 64V63H36ZM35 64V65H36ZM29 66H31V64L29 63L28 64ZM34 65V64H33ZM40 65V64H39ZM38 65V66H39ZM66 65V64H65ZM80 65V66H79ZM17 66H19V67H17ZM37 66V67H38ZM47 66V65H46ZM51 66H50V68H51ZM54 66H52V69L54 70ZM120 66V67H121ZM129 66H125V69H126V67H129ZM17 67V68H16ZM28 67V66H27ZM37 67H34L35 69H37ZM90 67V68H89ZM95 67H99V68H95ZM110 67V66H109ZM119 67V68H120ZM14 68V69H13ZM50 68H49V71H47L48 70V67H47V69H45L44 68V70H43V67H41V71H40V68H39V71H40V74L42 75L41 77H39L40 75H38V74H32V75H34V76H37L38 75V77H39V79H41L42 80V82L41 81H37V78H36V82H38L37 84H41V83H43V84H41L42 86L43 85H45L44 83L46 82L47 84L48 83H54V80H52V79H50V78H54L55 80H56V82H57V76H51V75H54V72H53V74H51L52 73V69L50 70ZM56 68H59V67H56ZM62 68L64 69V67H62L61 66V68H59L60 70H62ZM111 68V70H113ZM122 68V67H121ZM120 68V69H121ZM131 68V66L129 67V68H127L128 70ZM70 69H71V67H70ZM74 69H75V67H74ZM117 70L116 72H115V74L118 72L119 74H120V72H121V70H122V73H123V70H124V72H126L125 71V69H124V67L121 69V70ZM29 70V71H28ZM38 70V69H37ZM37 70H35V72H37ZM56 70V69H55ZM73 70V69H72ZM98 70V71H97ZM131 70V69H130ZM13 71V72H12ZM25 71V72H24ZM38 71V72H39ZM75 71V70H74ZM82 71V70H81ZM103 73H102V72ZM17 71H15V73H16ZM21 72V73H20ZM28 73V76H27V73ZM30 72V73H29ZM50 72V73H49ZM56 72V71H55ZM71 73H72V71H70ZM87 72V70L85 71V73ZM88 72V73H89ZM129 72H131L132 73V71H129ZM5 73H3L2 72V74H1V72H0V76H2V75H4ZM49 73V74H48ZM58 73V72H57ZM60 73V72H59ZM77 73V72H76ZM83 73V72H82ZM110 73H111V75L114 73V71H110ZM117 73V74H118ZM51 74V75H50ZM78 74V73H77ZM77 74H76V77H77ZM96 74V73H95ZM94 74V75H95ZM107 74H108V72H107ZM114 74V75H115ZM116 74V75H117ZM127 74H128V71H127V73L125 74V73H123V75L124 76H127ZM57 75H60V74H57ZM71 75H75V72H74V74L72 73ZM79 75H81V73L79 74ZM109 75V74H108ZM115 75V76H116ZM12 76V75H11ZM31 76V75H30ZM50 76V77H49ZM85 76V75H84ZM119 76H122V75H119ZM124 76H123V78H124ZM6 77H9V75L7 76L6 75ZM6 77H4L5 79H9V78H6ZM49 77V78H48ZM70 77V76H69ZM73 77V76H72ZM89 77V76H88ZM99 77V78H100ZM111 77H114V76H111ZM128 77V76H127ZM137 77V76H136ZM4 78H1V79H4ZM27 78V79H26ZM34 78V77H33ZM34 78V79H35ZM93 78V77H92ZM99 78H93V79H96V81L99 79ZM116 78V77H115ZM122 78V79H123ZM126 78V77H125ZM139 78V77H138ZM13 79V78H12ZM19 79H21L20 80V82H19ZM23 79V80H22ZM34 79H33V82H34ZM45 79V80H44ZM46 79H48V80H46ZM77 79H79V78H77ZM85 80L87 79V78H84ZM118 79H120V78H118ZM121 79V80H122ZM133 79H135V77H133ZM74 80H76V79H74ZM80 80V79H79ZM79 80H77L76 82H78ZM101 79H99V81H100ZM117 80V82L118 83H116L117 85H118V88L117 89H119L121 86H123V85H126V87H127V83L129 84V88H130V85H132V86H136V83H134L133 81H135V80H131V79H126V80ZM92 81V80H91ZM95 81V80H94ZM124 81H126L125 83H124ZM139 81H140V79H139ZM1 82V81H0ZM3 82V81H2ZM8 82V81H7ZM29 82L28 83H25V84H29ZM115 82V81H114ZM17 83H18V85H19V90L21 89V92H20V94L21 95H24L23 97H26V99H25V101H22L20 98H17V96H19L20 94L18 93V94H16L19 90L18 89H15V88H17L16 86H17ZM79 83V82H78ZM84 83V82H83ZM98 84H99V82H97ZM46 84V85H47ZM65 84V83H64ZM67 84V83H66ZM113 84V83H112ZM15 85V86H14ZM40 85V86H41ZM50 85V84H49ZM53 85V84H52ZM54 85L57 87L56 89H58V87H60V85H58L57 83H54ZM121 85V86H120ZM0 86H2V84L0 85ZM28 86V85H27ZM71 85H69L68 87H70ZM82 86V85H81ZM94 86V85H93ZM120 86V87H119ZM21 87V88H20ZM62 87V86H61ZM60 87V88H61ZM68 87H67V89H68ZM95 87H96V85H95ZM98 87V86H97ZM125 87V88H126ZM46 88H48V87H46ZM74 88V87H73ZM82 88H83V86H82ZM135 88H137V87H135ZM13 89V90H12ZM28 89H30V88H27V90ZM65 89V88H64ZM64 89L63 88H61V90H60V93H59V95H62V93H61V91H64ZM79 89V88H78ZM89 89V88H88ZM97 89V88H96ZM122 89V91H124L123 90V87L121 88ZM120 89V90H121ZM15 90H18V91H15ZM74 90H75V88H74ZM80 90V89H79ZM130 90V89H129ZM128 90V91H129ZM12 91H14L15 92V95L13 96V94H14V92H12ZM38 91V92H37ZM47 91V92H46ZM49 91H53L52 89L51 90H49ZM70 91V90H69ZM82 91V90H81ZM80 91V92H81ZM89 92H87L86 94L90 97V98H92L93 99V97L95 98V96H97V97H100V94L98 95V90L97 91H95L94 90V88L92 89V91L89 89L88 90ZM107 91V92H106ZM127 91V90H126ZM135 91V90H134ZM138 89H136V92H134V93H137L138 94ZM3 92V93H2ZM5 92V93H4ZM27 92V91H26ZM66 94H67V96H69V94H68V91L67 90H65L64 91ZM97 93V94H95V93ZM119 92V91H118ZM117 92V93H118ZM64 93V94H65ZM77 93H79V92H77ZM76 93V94H77ZM92 93H94V94H92ZM107 93V94H106ZM123 92H119L118 93V95L119 96H116L117 97V99H114V101H112V99L111 100H107L106 102H105V100H103V101H100V102H105V103H107V105L109 106V107H113V108H116L115 106H118V105H116L115 103H119L120 105V107L122 106V105H125V104H127V106H128V108H129V111L130 112H137L136 113V115L139 117V118H141L142 119V117L139 115V114H141L140 113V111H139V109H137V108H135L134 106L136 105V103H138L141 99H137V98H135V100L137 99L138 100V102H136L135 103V105H133V103H132V99H130V97L129 98H127L126 97V103H125V101H123L122 99H120L121 98V94H122ZM125 93H127V92H124V94ZM6 94H8V97H9V99H7L6 100V98H7V95ZM34 94H36V95H34ZM84 95L85 97H83L82 96V98L83 99H85L86 98V100L88 99L87 98V95ZM90 94V95H89ZM140 94V93H139ZM2 95H4V96H2ZM6 95V96H5ZM11 97H13V98H11ZM37 95H40L39 97L41 98V100L39 99V97L37 96ZM46 95V96H47ZM57 95V96H56ZM93 95V96H92ZM107 95V96H106ZM112 95V97H110ZM125 95H127V94H125ZM16 96V97H15ZM28 96V97H27ZM29 96H31V97H29ZM33 96H35L36 98H34ZM66 96V95H65ZM66 96V97H67ZM128 96V95H127ZM133 96H134V94H133ZM139 96V95H138ZM22 97V96H21ZM33 97V98H32ZM62 97H63V95H62ZM61 97V98H62ZM80 99H79V98ZM122 97H124V95L122 96ZM11 98V99H10ZM16 98V99H15ZM29 98H30V100H29ZM43 98V99H42ZM60 98V99H61ZM115 98V97H114ZM13 99V100H12ZM15 99V100H14ZM19 99V100H18ZM39 99V100H38ZM78 99V100H77ZM67 101V103H66V101ZM90 100V99H89ZM89 100H87L85 103H88V104H90L91 106H92V104L94 103V102H92V104L91 103H89L88 101ZM98 100H101V98L100 99H98ZM132 100V101H131ZM143 100V99H142ZM141 100V101H142ZM3 101V102H2ZM31 101V102H30ZM35 101V102H34ZM52 101V102H51ZM85 101V100H84ZM92 101H94V100H92ZM96 101V100H95ZM108 101H110V102H108ZM116 101V102H115ZM140 101V102H141ZM9 102H10V104H9ZM30 102V103H29ZM43 104H42V103ZM63 102V103H62ZM100 102L98 103V104H100ZM112 102H114L113 104H114V106H113V104H111ZM21 103V104H20ZM58 105H57V104ZM64 103H66V104H64ZM75 103V104H76ZM97 103V102H96ZM62 104H64L63 105V107H62ZM98 104H96V105H98ZM142 104V103H141ZM141 104L140 103H138V105H136V106H139V107H141ZM23 105V106H22ZM86 107L85 106V104L84 103H81V105H80V107ZM87 105V104H86ZM94 105V104H93ZM102 105V104H101ZM107 105H105L104 107L103 106H101L100 107V109H106L108 106ZM112 105V106H111ZM66 106V107H65ZM91 106H88L89 107V109H90V107ZM107 106V107H106ZM9 107V106H8ZM10 107H12V106H10ZM22 107V108H21ZM41 107V108H40ZM49 107H52V106H48V110H49ZM71 107H73V106H71ZM75 107H77V106H75L74 105V108ZM80 107H78V108H80ZM106 107V108H105ZM125 107V106H124ZM123 107V108H124ZM97 107H92L90 110H94L95 111V113L97 112V109L99 108V105H98V108L96 109ZM113 108H107V110H110V111H112L113 110ZM123 108L121 109V110H123ZM142 108V107H141ZM26 109V110H25ZM34 109V110H33ZM56 110H58L57 108H55ZM68 109V108H67ZM75 109H77V108H75ZM88 109V110H89ZM101 110L102 112L103 111H105V110ZM126 109V108H125ZM124 109V110H125ZM43 110H45V111H43ZM50 110H53V109H51L50 108ZM70 110H72V109H70ZM69 110V111H70ZM79 110V109H78ZM82 110H85V109H82ZM81 109H80V111H82ZM87 110V111H88ZM90 110H89V114L91 115L92 114V112L90 113ZM99 110V109H98ZM117 110V109H116ZM116 110L114 109L112 112H111V115L110 116H112V117H114V113L116 112ZM142 110V109H141ZM12 111V112H11ZM24 111V112H23ZM36 111V112H35ZM46 111L48 112V114L46 113ZM54 111V110H53ZM118 111H120V110H118ZM127 111H128V109H127ZM128 111V112H129ZM35 112V113H34ZM59 112H61V110H59ZM71 112V111H70ZM84 112V111H83ZM1 113V112H0ZM17 113H20V114H22L21 116H20V114H17ZM24 113V114H23ZM31 113H33V115H35V116H31L30 117V115H31ZM61 113H63V112H61ZM108 113H110V112H108ZM119 113V112H118ZM118 113L116 112V118H115V120H114V118H113V120L114 121H118L117 123H119L120 125H121V122H120V120L119 119H121L122 117H124V116H127L128 114H125L124 115V111L122 112V115H121V111H120V116H118ZM26 114V115H25ZM53 114V113H52ZM55 114V113H54ZM69 114V113H68ZM79 114H81L82 115V113H79ZM83 114H86V116H87V114L88 113H83ZM97 114V113H96ZM98 114H102L101 112L100 113H98ZM104 114H106V113H104ZM104 114H103V116H104ZM132 114V113H131ZM11 115V116H10ZM94 114H92V116H93ZM133 115V114H132ZM132 115H130L129 114V116L131 117ZM136 115H135V117H134V115H133V117L132 118H136L137 119V117H136ZM84 116V115H83ZM100 116V115H99ZM122 116V117H121ZM51 117V116H50ZM49 117V118H50ZM101 118H103L102 117V115L100 116ZM121 117V118H120ZM128 117V116H127ZM9 118V119H8ZM11 118V119H10ZM38 118V119H37ZM87 118H89V117H87ZM91 118V117H90ZM5 119V120H4ZM19 119V120H18ZM40 119V120H39ZM79 119V120H80ZM100 119V118H99ZM110 119H111V117H110ZM123 119V121H125V118H122ZM121 119V120H122ZM88 120V119H87ZM97 120V119H96ZM109 120V119H108ZM127 120H128V118H127ZM130 120V119H129ZM133 120H135V119H133ZM10 121V122H9ZM57 121V120H56ZM63 121V120H62ZM89 121H90V119L88 120V123H89ZM92 121H95V120H92ZM100 121V120H99ZM104 121V120H103ZM131 121H132V119H131ZM130 121V122H131ZM140 121V120H139ZM143 121V120H142ZM4 122V123H3ZM67 122H68V119H67ZM73 122H74V120H73ZM77 122H79V121H77ZM105 122V121H104ZM106 122H108L109 124H105V125H107V126H109L110 125V122L109 121H106ZM129 122V124L130 125H132L133 126V124H135L134 125V128L135 127H138V125L140 126V122L139 123H137V125H136V123H133V124H131ZM137 122V121H136ZM144 122V121H143ZM142 122V123H143ZM146 122H147V120L145 121V123L144 124H146ZM27 123V124H26ZM64 124H66L65 122H63ZM87 123V124H88ZM92 123V122H91ZM91 123H89L90 125H91ZM99 123V122H98ZM113 123L114 122H112L111 124L113 125ZM128 123V122H127ZM141 123V124H142ZM22 124V125H21ZM59 124H61V123H59ZM58 123H57V125H59ZM68 124V123H67ZM84 124V125H83ZM88 124V125H89ZM123 124H125V123H123ZM122 124V125H123ZM6 125V126H5ZM101 125H103V124H101ZM130 125H127V126H129V128L131 127ZM146 125H148V123L146 124ZM145 125V126H146ZM71 126H73V127H71ZM83 126H85V127H83ZM114 126H115V124H114ZM124 126V125H123ZM28 127V128H27ZM41 127V128H40ZM46 127V128H45ZM110 128H113V127H111V126H109ZM109 127H107V128H109ZM116 127H119V126H116ZM125 127H126V125H125ZM144 127V126H143ZM142 127V128H143ZM7 128V129H6ZM21 128V129H20ZM25 128H27L28 130H26ZM45 128V129H44ZM50 130H49V129ZM63 128V129H62ZM101 128H103V126L101 127ZM104 129V131L105 130H112V129ZM123 130H125L124 132H122V133H126V135L127 134H130L129 132L127 133V128L125 129L124 127H121ZM133 128V127H132ZM130 129V130H134V129ZM141 128V127H140ZM25 129V130H24ZM37 129V130H36ZM71 129H72V131H71ZM114 129V128H113ZM144 129V128H143ZM42 130V131H41ZM67 132H66V131ZM89 130V129H88ZM102 130V129H101ZM116 130V129H115ZM115 130H112L113 131V133L114 132H117L118 131V133H114L115 135H117L118 134V136H116L115 138H114V140L115 141H117V140H119V142H117V143H121V145L120 146H118L117 144H116V146H118V150L116 149V148H113L114 146V144H113V142L114 141H112V140H109V141H112L111 143L113 144H110L109 145V148H107L106 149V155H108L109 156V154L110 153H112V155H113V153L115 152L117 155L118 154H120V152H118L119 150H121V152L123 153L122 154V156H123V158L122 159H129L131 162H133L134 163V165H133V169L132 170H134L135 171V173H133L134 171H131V176L134 174L135 175V179L137 180V177H140V176H142L144 173H143V167H145V166H143L142 167V165H141V163H139L140 162V159L142 160V158L143 157H146L147 158V161L146 160H144V161H146L147 162V164H151L150 165V168H152L153 169V172L154 171H156V170H158V166L159 165H162L163 163H165L164 161L166 160V162L168 163L171 159H170V156H171V154L172 155H175V153H177L178 151L176 150V147L174 148V147H171V145L173 146V142H172V144H169L168 142L166 143L167 144V146H166V148H165V150L163 151V148H161L162 147V144H161V141L159 140L161 137H163V136H161L159 139H156V136H154V137H151L150 139H148L147 141H144L143 139H142V136L144 135V134H146V132H147V130H146V128H145V132H144V134L143 133H141V130L139 131L140 133H138V131H134L136 134L138 133V135H140V136H138V137H140V139L139 138H134V139H136V141L132 138V137H130L129 135L127 136V137H125V136H123V134L122 133H119V132H121V131H123V130H120V129H118L117 128V130L115 131ZM120 130V131H119ZM129 130V131H130ZM136 130H138L137 128H136ZM32 131H34V132H32ZM36 131V132H35ZM52 131V132H51ZM109 131H107V132H109ZM112 131H110V134L112 133ZM25 132V133H24ZM55 132H57V133H55ZM103 132V131H102ZM100 133V134H98V135H94V134H92L91 135V137L93 138V140L95 141V143H98L97 141H99V139L100 138H102L105 134H108V133H106V132H104V133ZM131 132V131H130ZM27 133V134H26ZM44 133H46V134H44ZM96 133V132H95ZM35 134V135H34ZM48 134V135H47ZM86 134V133H85ZM110 134H108V135H110ZM134 134V133H133ZM143 134V135H142ZM148 134V133H147ZM38 135V136H37ZM46 135V136H45ZM100 135H103V136H100ZM114 135V136H115ZM135 135V134H134ZM153 135V134H152ZM151 134H150V136H152ZM155 135H157L158 136V134H155ZM32 136V137H31ZM35 136V137H34ZM41 136V137H40ZM95 136V137H94ZM136 136V135H135ZM81 137V138H80ZM86 137H88V140H87V138ZM90 137V138H91ZM105 138H103V139H105L106 141H104L103 143H105V142H108V140H107V135H105L104 136ZM128 137H130L131 139H129V141H128ZM147 137V136H146ZM165 137V136H164ZM43 138V139H42ZM83 138H86V140L85 139H83ZM166 138V137H165ZM169 138V137H168ZM109 139V138H108ZM111 139H113V138H111ZM117 139V140H116ZM125 139V140H124ZM146 139V138H145ZM17 140V141H16ZM35 140L36 141H38V142H40V143H35ZM48 140V141H47ZM101 141H102V139H100ZM138 140V141H137ZM143 140V141H142ZM161 140H163L162 138H161ZM32 141H33V143H35V144H32ZM54 141H55V143H54ZM89 142V144H87V142ZM141 141L142 142H144L143 144H145V142H146V145H142L141 144ZM10 142V143H9ZM85 142H86V144H85ZM125 142H128V143H125ZM135 142V143H134ZM138 142V143H137ZM13 143H15V144H13ZM31 144V145H29V144ZM42 143V144H41ZM90 143L92 144V145H90ZM102 143V144H103ZM124 143V144H123ZM137 143V144H136ZM0 144V145H1ZM37 144V145H36ZM99 144H101V142L99 141ZM99 144H97V145H99ZM132 144V145H131ZM136 144V145H135ZM14 145H16V146H14ZM35 145V146H34ZM80 145V146H79ZM96 145V144H95ZM96 145V146H97ZM123 145V146H122ZM126 145V146H125ZM129 145H131V146H129ZM9 146V147H8ZM13 146V147H12ZM35 148H34V147ZM39 146V147H38ZM87 146H92L91 148H93V149H91L90 148V150H89V147H87ZM108 146V145H107ZM106 146V147H107ZM115 146V147H116ZM122 146V147H121ZM125 146V147H124ZM135 146V147H134ZM38 147V148H37ZM97 147H99V146H97ZM106 147H104V149L106 148ZM31 150H30V149ZM124 148V149H123ZM131 148V149H130ZM133 148V149H132ZM171 148H173V149H171ZM45 149V150H44ZM109 149H111L112 150V152H111V150H109ZM123 149V150H122ZM126 149V150H125ZM21 150V151H20ZM23 150V151H22ZM26 150V151H25ZM28 150V151H27ZM91 150H93V151H91ZM101 150H103V149H101ZM172 150L174 151V153H172ZM1 151H3V150H1ZM13 151H14V153H16V154H14L13 153ZM18 151V152H17ZM20 151V152H19ZM33 151H35V155L37 156L36 158H35V155L34 154H32L31 155V152H33ZM45 151V152H44ZM108 151V152H107ZM177 151V152H176ZM12 152V155L10 154ZM22 152V153H21ZM26 152V153H25ZM95 152V151H94ZM131 152V153H130ZM4 153V151L3 152H0V154H3ZM20 153H21V155H20ZM39 153V154H38ZM51 153H53V154H51ZM89 153V154H88ZM109 153V154H108ZM128 153V154H127ZM116 154H114V155H116ZM15 155V156H14ZM23 155V156H22ZM25 155V156H24ZM34 155V156H33ZM29 156H31V157H29ZM43 158H42V157ZM97 156V155H96ZM107 156V157H108ZM110 156H111V154H110ZM130 158H129V157ZM85 157V158H84ZM91 158H93L92 156H90ZM118 157V156H117ZM166 157V158H165ZM173 156H171V158H172ZM21 159L20 161H19V159ZM35 158V159H34ZM90 158V161L92 160ZM95 158V157H94ZM105 158V157H104ZM121 158V157H120ZM127 159V160H128ZM132 159V160H131ZM76 160V161H75ZM97 160V159H96ZM126 160V161H127ZM168 160V161H167ZM173 160V159H172ZM171 160V161H172ZM6 161V162H5ZM17 163H16V162ZM88 161H89V159H88ZM87 161V162H88ZM98 161V160H97ZM125 161V162H126ZM130 161H127V162H130ZM163 161V162H162ZM87 162L85 163L86 165V168H87ZM92 162V161H91ZM149 162V163H148ZM89 163L90 162H88V166H89ZM156 163V164H155ZM162 163V164H161ZM70 166H69V165ZM82 164H80L79 166H81ZM93 164V163H92ZM96 163H94V166L95 167H97V165H95ZM155 164V165H154ZM166 164V163H165ZM165 164H163L162 166H164ZM9 165H11L10 167H9ZM76 163H75V166H73V164H72V166L74 167V169H76ZM153 165V166H152ZM60 166H62V167H60ZM67 166H69V167H67ZM56 167V168H55ZM82 167V166H81ZM91 167H92V165H91ZM79 168V167H78ZM83 168V167H82ZM81 168V169H82ZM2 169H4V170H2ZM15 169V170H14ZM73 169V168H72ZM80 169V168H79ZM88 169H90V168H88ZM94 169V168H93ZM151 169V170H152ZM156 169V170H155ZM160 169H162V168H160ZM61 170H63V171H61ZM66 170V169H65ZM68 170H70V169H68ZM77 170V169H76ZM92 170V169H91ZM4 171V172H3ZM12 171V172H11ZM2 172V173H1ZM68 172V171H67ZM85 172V171H84ZM83 172V173H84ZM86 172L88 173V171L86 170ZM89 172H91L90 170H89ZM94 172L98 175V176H103L102 174H100L97 170H96V168H95V170H94ZM12 173V174H11ZM62 173V174H61ZM69 173V172H68ZM94 173V175H93V171H92V173H91V175L92 176H90L89 177V179L91 178V179H94V178H92V177H94L96 174ZM156 173V172H155ZM3 174V175H2ZM71 174V173H70ZM70 174H69V176H70ZM74 175L76 174V173H73ZM78 174H79V172H78ZM90 174V173H89ZM87 175V174H86ZM96 175V176H97ZM129 175V174H128ZM137 175V176H136ZM140 175V176H139ZM7 178H6V177ZM81 176V175H80ZM97 176V177H98ZM130 176V175H129ZM130 176V177H131ZM11 177H13V178H11ZM65 177H66V175H65ZM87 177V176H86ZM64 178V177H63ZM101 178V177H100ZM132 178V177H131ZM130 178V179H131ZM3 179H5V180H3ZM65 179V178H64ZM83 179V178H82ZM104 179V178H103ZM129 179V180H130ZM141 179V178H140ZM8 180V181H7ZM66 180V179H65ZM75 181H77V179H74ZM97 180H99V178L97 179ZM96 180V181H97ZM128 180V179H127ZM132 180H133V182L135 181L136 183L138 182V181H136V180H134V177L132 178ZM139 180V179H138ZM61 181H63V182H65L66 184H64V186L65 187H63V189L64 190H62V184H63V182H61ZM71 181H73V180H71ZM92 181H94V180H92ZM125 180H123L122 181V183L124 182ZM8 182V183H7ZM80 182V180H78V183ZM2 183V184H1ZM61 183V184H60ZM78 183H76L75 184V182H73V184H75V186L78 184ZM83 184V181H81L77 186H80V184ZM87 183V182H86ZM94 183V182H93ZM129 183H131V182H129ZM91 184V183H90ZM96 184H99V183H97L96 182ZM125 184H126V182H125ZM9 185V186H8ZM20 185V186H19ZM59 185V186H58ZM72 185V184H71ZM84 185H86L85 183H84ZM130 185V184H129ZM58 186V187H57ZM99 186H101V185H99ZM125 186V185H124ZM133 186V185H132ZM131 186V187H132ZM135 186V185H134ZM6 187V188H5ZM81 187H82V185H81ZM81 187H73V188H78L77 190H73V188H72V186L70 187V188H72V190L73 191H75L74 193H76V191L78 192L79 190H80V188ZM69 188V189H70ZM86 188V187H85ZM90 187H88V189H89ZM96 188V187H95ZM127 188V189H128ZM87 188H86V190H88ZM99 189V188H98ZM71 190V191H72ZM82 190V191H81ZM80 190V192H78L79 194H80V196L81 195H83L84 193V191H83V189H81ZM93 190V189H92ZM135 190V191H134ZM64 193H63V192ZM127 191V192H128ZM62 192V193H61ZM86 192V191H85ZM68 193V194H67ZM72 194H74L73 192H71ZM78 193H76V194H78ZM88 193H90V192H88ZM92 193H93V191H92ZM61 194V195H60ZM76 194H74V196L73 197H75V195ZM86 194V193H85ZM132 195V194H131ZM135 195V194H134ZM79 196V195H78ZM93 196V195H92ZM60 197H63V198H61L60 199ZM70 197H72V195L70 194ZM83 197V196H82ZM113 197V198H112ZM123 197V198H122ZM126 197V198H125ZM131 197V196H130ZM134 196H132V198H133ZM69 198V197H68ZM79 198V197H78ZM112 198V199H111ZM116 200H115V199ZM39 199H41V200H39ZM82 199V198H81ZM80 198H79V200H81ZM85 199V198H84ZM93 199V198H92ZM159 199V198H158ZM36 200V201H35ZM78 200V199H77ZM76 200V201H77ZM83 200V199H82ZM81 200V201H82ZM94 200H95V197H94ZM115 200V201H114ZM162 200V199H161ZM39 201V202H38ZM85 201H86V199H85ZM140 201V200H139ZM167 201V200H166ZM75 202V201H74ZM80 202V201H79ZM149 202H151L152 203V200H150ZM33 203V204H32ZM52 203V204H51ZM66 203L68 204V208H69V211H66L67 213H65V211L64 212H61L60 210H62L63 211V209L62 208H64V210H67L68 208L65 206L66 205ZM76 203V202H75ZM77 203H78V201H77ZM93 203L95 204V205H93ZM141 203V202H140ZM74 205V206H75ZM83 205H84V203H83ZM47 206V207H46ZM66 207V209H65V207ZM148 208H147V207ZM33 207H39L38 208V210H35V209H33ZM51 207V208H50ZM59 207H61L60 208V210H57ZM137 207V208H136ZM146 207V208H145ZM72 208V207H71ZM105 209V210H104ZM35 210V211H34ZM159 211H165L166 212V215H164L163 217L161 216V215H163L164 213L163 212H159ZM97 212V213H96ZM99 213V214H98ZM140 213H144V215L143 216H145V215H148V216H145V218H143V216L141 215V217H140V221L138 220L139 219V214ZM145 213H147V214H145ZM157 213V214H156ZM96 214V215H95ZM83 215V216H82ZM95 215V216H94ZM168 215V216H167ZM96 216H98V217H96ZM93 217H95V218H93ZM154 217L156 218V219H154ZM103 218V219H102ZM143 218V219H142ZM90 219V220H89ZM153 219V220H152ZM138 220V222H137V224H135V222ZM142 220V221H141ZM144 220H146V221H144ZM155 220H157V221H155ZM144 221V222H143ZM142 222V223H141ZM127 223V224H126ZM128 223H132L131 225H129ZM134 223V224H133ZM141 223V224H140ZM152 223V222H151ZM99 224V225H98ZM111 224V225H110ZM113 224H114V226H113ZM96 225V226H95ZM110 225V226H109ZM116 225V226H115ZM127 225V226H126ZM132 225H134V226H132ZM146 225V224H145ZM99 226V227H98ZM118 226V227H117ZM129 226V227H128ZM102 227V228H101ZM121 227V228H120ZM137 227V228H136ZM106 228V229H105ZM118 228V229H117ZM120 228V229H119ZM137 229V230H136ZM142 229V230H141ZM46 230V231H45ZM48 230V231H47ZM131 231V232H130ZM146 232V233H145ZM149 234L150 235H152V236H149ZM166 235H168V237H166ZM172 235V234H171ZM158 236H160V235H158ZM172 236H175V235H172ZM176 238V237H175ZM170 239V240H169ZM3 240H5V241H3ZM123 240H124V242H126L127 241V244L125 245V244H123ZM156 240H159V237L156 239ZM169 240V241H168ZM132 244V246H131V244H129L128 245V243L129 242ZM172 241V240H171ZM121 242H122V244H121ZM173 242H174V240H173ZM29 243V244H28ZM148 243V242H147ZM150 243V242H149ZM151 243H152V241H151ZM156 243V242H155ZM157 243H158V241H157ZM7 244V245H8ZM159 244V243H158ZM172 244V243H171ZM174 244V243H173ZM10 245H8V247L10 246ZM21 248H20V247ZM28 246V247H27ZM33 246V247H32ZM136 246V247H135ZM126 248V251L128 250L129 251V253H133V251H131L132 250V248L131 247H133V249H134V247H135V251H134V254H138V255H134V254H130V255H126V253H125V248ZM166 247V248H165ZM3 248H6L7 249V247H3ZM2 248V251H4L5 249H3ZM10 248V247H9ZM9 248H8V250H9ZM35 248H37V249H35ZM7 250V251H8ZM33 250V251H32ZM36 250L39 252H36ZM170 250H171V252H170ZM2 251L0 252V260L2 261H0L1 262V264H3L4 262H5V252H4V255H2L1 253H2ZM140 251V252H139ZM142 251V252H141ZM155 251V250H154ZM11 252V251H10ZM11 252V253H12ZM31 252V253H30ZM144 252V253H143ZM158 252V251H157ZM162 252H163V254H162ZM165 252V253H164ZM170 252V253H169ZM38 253V254H37ZM128 253V254H129ZM142 253L144 254V255H142ZM8 254V253H7ZM39 254H42V255H39ZM10 255H12V254H10ZM124 255V256H123ZM144 256H160V257H155V259H152L151 257H144ZM8 257V256H7ZM18 257H15L14 259L16 260V262L17 263H12L13 262V258H12V262L10 261V259H9V261H10V263L11 264H20L21 262L19 261L20 259L18 258ZM30 257V259H32ZM10 258V257H9ZM18 258V259H17ZM24 258V257H23ZM25 258H26V256H25ZM24 258V260H26L27 261V259H29L28 257H27V259H25ZM38 258L39 257H37V258H35V260H38ZM45 258V257H44ZM46 259V258H45ZM50 260H51V258H49ZM48 259V260H49ZM4 260V261H3ZM43 261H45L44 259H42ZM54 260H56L55 262H54ZM19 261V262H18ZM22 261V260H21ZM31 261V260H30ZM30 261H29V263H30ZM47 261V260H46ZM7 262V261H6ZM36 263L38 262V261H35ZM35 262H34V264H35ZM42 262V261H41ZM41 262H39L40 264H41ZM8 264H10L9 262H7ZM6 263V264H7ZM22 263H23V261H22ZM24 263H26L25 261H24ZM32 263H33V261H32ZM31 263V264H32ZM43 263V262H42ZM49 264V261L48 262H45L44 264ZM28 264V263H27Z\"/></svg>", "mask_w": 264, "mask_h": 264}]
</instances>
